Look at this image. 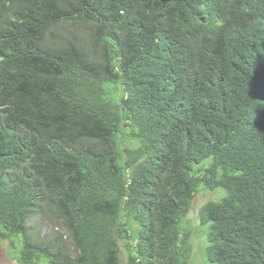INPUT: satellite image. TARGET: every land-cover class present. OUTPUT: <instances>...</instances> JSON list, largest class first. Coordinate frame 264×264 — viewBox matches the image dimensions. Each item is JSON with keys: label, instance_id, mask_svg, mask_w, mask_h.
<instances>
[{"label": "trees", "instance_id": "obj_1", "mask_svg": "<svg viewBox=\"0 0 264 264\" xmlns=\"http://www.w3.org/2000/svg\"><path fill=\"white\" fill-rule=\"evenodd\" d=\"M201 186L226 192L198 210L207 259L264 264V0H0L17 264H119L120 242L127 264H188ZM38 214L65 235L35 240Z\"/></svg>", "mask_w": 264, "mask_h": 264}, {"label": "rangeland", "instance_id": "obj_2", "mask_svg": "<svg viewBox=\"0 0 264 264\" xmlns=\"http://www.w3.org/2000/svg\"><path fill=\"white\" fill-rule=\"evenodd\" d=\"M80 35H84L81 33ZM125 139V138H124ZM126 141V140H125ZM211 159H207L202 164L210 163ZM196 167V166H195ZM223 189L215 191L200 187V191L194 199L192 208L183 220L184 228H190L193 231L192 234V252L188 264H215L210 262L206 256V248L210 243L207 239V232L210 223H201L198 218L199 208L207 201L213 199L219 201L225 195ZM50 220V219H49ZM43 214H38L30 219V226L32 236L35 240L42 243H48L53 240L54 235H65L64 231L56 226H53ZM13 240L0 241V264H17V254L22 249L21 236L12 238ZM68 244V240L64 238ZM127 251L122 242H120V263L127 264ZM39 264H49L48 259L42 256Z\"/></svg>", "mask_w": 264, "mask_h": 264}]
</instances>
